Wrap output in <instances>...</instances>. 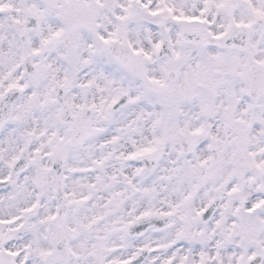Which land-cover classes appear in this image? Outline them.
I'll use <instances>...</instances> for the list:
<instances>
[{"label": "snow or ice", "instance_id": "snow-or-ice-1", "mask_svg": "<svg viewBox=\"0 0 264 264\" xmlns=\"http://www.w3.org/2000/svg\"><path fill=\"white\" fill-rule=\"evenodd\" d=\"M0 264H264V0H0Z\"/></svg>", "mask_w": 264, "mask_h": 264}]
</instances>
